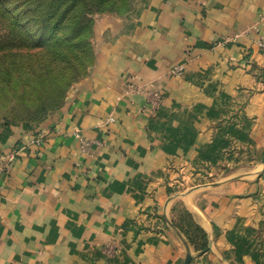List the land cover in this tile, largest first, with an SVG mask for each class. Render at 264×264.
I'll use <instances>...</instances> for the list:
<instances>
[{"label":"crops","instance_id":"obj_1","mask_svg":"<svg viewBox=\"0 0 264 264\" xmlns=\"http://www.w3.org/2000/svg\"><path fill=\"white\" fill-rule=\"evenodd\" d=\"M110 22L62 108L0 124V155L20 149L0 264H264V0H139ZM181 211L206 252L172 227Z\"/></svg>","mask_w":264,"mask_h":264},{"label":"trees","instance_id":"obj_2","mask_svg":"<svg viewBox=\"0 0 264 264\" xmlns=\"http://www.w3.org/2000/svg\"><path fill=\"white\" fill-rule=\"evenodd\" d=\"M139 0H0V93L21 86L22 91L56 88V93L40 91L39 104L29 115L37 124L62 108L63 92L87 67L92 53L89 35L93 16L128 15ZM4 28V27H2ZM33 79V80H32ZM196 252L207 251L206 234L181 211L171 221Z\"/></svg>","mask_w":264,"mask_h":264},{"label":"rangeland","instance_id":"obj_3","mask_svg":"<svg viewBox=\"0 0 264 264\" xmlns=\"http://www.w3.org/2000/svg\"><path fill=\"white\" fill-rule=\"evenodd\" d=\"M130 15V13L128 14ZM128 15H116V14H100L93 16V25L91 28V32L89 35V44L90 50L92 53V57L89 60L87 67L81 72V75L74 80L68 88L63 92L65 100L68 92L72 88V86L81 80H83L87 75H91L96 69V56H97V45L96 39L100 34V28L104 25H111V19H122ZM4 27V28H2ZM6 30L5 26H0V34L4 33ZM3 75H0V77ZM33 80V79H32ZM15 88H5V91L0 93V123L4 121L8 122H28L33 123V117L29 113L33 109V107L39 104L38 96L40 91L42 95H45L46 92H51V95L56 93V88L50 86V89L47 88H39L34 89L33 86L30 87V84L27 86L24 91H22L21 86H16ZM64 100V102H65ZM249 162V161H248ZM264 171V170H263ZM222 177L214 176L209 179L211 183H217L219 179Z\"/></svg>","mask_w":264,"mask_h":264},{"label":"built area","instance_id":"obj_4","mask_svg":"<svg viewBox=\"0 0 264 264\" xmlns=\"http://www.w3.org/2000/svg\"><path fill=\"white\" fill-rule=\"evenodd\" d=\"M257 47L259 48V50L261 52L264 53V37L263 36H259L256 41H255ZM182 73V68L181 67H178L176 69H173L170 71V74L177 77V76H180ZM129 89L132 90V91H140L141 88L139 87H134V86H129ZM160 102V99L159 97H155V100L153 102V105L154 106H158ZM114 119L111 115H109L106 119H105V122H104V125H110L111 123H113ZM76 138L80 144V151L82 153H86L88 151V148H89V142L86 141L83 137H81L80 135H76ZM20 151L19 150H16V149H13L11 150L10 152L4 154V155H0V177L1 175L4 173V171L6 170V168L11 164L13 163L16 155L18 154V152Z\"/></svg>","mask_w":264,"mask_h":264},{"label":"water","instance_id":"obj_5","mask_svg":"<svg viewBox=\"0 0 264 264\" xmlns=\"http://www.w3.org/2000/svg\"><path fill=\"white\" fill-rule=\"evenodd\" d=\"M261 165H262V171H263L264 170V156H263V158L261 160ZM190 262H191V256L188 253V254H186L185 259H184L182 264H190Z\"/></svg>","mask_w":264,"mask_h":264}]
</instances>
